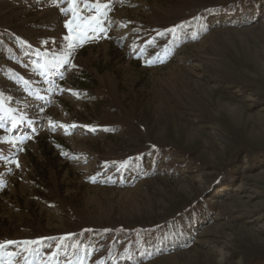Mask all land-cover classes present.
<instances>
[{"label": "rangeland", "instance_id": "obj_1", "mask_svg": "<svg viewBox=\"0 0 264 264\" xmlns=\"http://www.w3.org/2000/svg\"><path fill=\"white\" fill-rule=\"evenodd\" d=\"M0 264H264V0H0Z\"/></svg>", "mask_w": 264, "mask_h": 264}, {"label": "trees", "instance_id": "obj_2", "mask_svg": "<svg viewBox=\"0 0 264 264\" xmlns=\"http://www.w3.org/2000/svg\"><path fill=\"white\" fill-rule=\"evenodd\" d=\"M205 19H207V16H203L202 18H201V22H203ZM165 53H166V50H164L162 53H161V55H162V57L161 58H158L157 59V57L155 58L156 59V61H161L162 59H164V57H165ZM135 170H134V174L137 176V175H140V173H141V169H140V167H137V168H134ZM126 173V172H125ZM194 220L192 219L191 220V222H193ZM148 231V230H147ZM185 238L187 237V236H184ZM64 242H65V240H64ZM161 242V240H159V243Z\"/></svg>", "mask_w": 264, "mask_h": 264}]
</instances>
